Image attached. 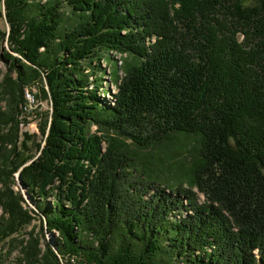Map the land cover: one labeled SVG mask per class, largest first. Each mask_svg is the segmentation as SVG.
<instances>
[{
  "label": "trees",
  "instance_id": "16d2710c",
  "mask_svg": "<svg viewBox=\"0 0 264 264\" xmlns=\"http://www.w3.org/2000/svg\"><path fill=\"white\" fill-rule=\"evenodd\" d=\"M64 1L68 27L60 0H3L0 253L37 221L19 264H264V0ZM32 85L51 104L37 143L19 131ZM175 135L188 188L159 181L171 146L145 154Z\"/></svg>",
  "mask_w": 264,
  "mask_h": 264
},
{
  "label": "rangeland",
  "instance_id": "374dc122",
  "mask_svg": "<svg viewBox=\"0 0 264 264\" xmlns=\"http://www.w3.org/2000/svg\"><path fill=\"white\" fill-rule=\"evenodd\" d=\"M41 3H44L46 0H40ZM62 1L61 10L65 15L68 17V19L65 20V25L68 27L69 24L72 23L71 19L73 17L71 16V8L66 4L64 0ZM244 5L246 6H254L257 4L259 0H241ZM4 7H3V0H0V83L4 79L6 75L11 77L13 80L16 79V74L13 70L9 72L7 63L3 60L2 55L3 53L9 52L13 56L18 57L16 54L12 53L9 48V44L7 43V36L9 27L6 22L5 16H4ZM4 35V36H2ZM243 40V37H240V41ZM113 54H111L112 56ZM111 63L106 61V58L101 62V67L105 71V75L103 76L102 85L104 89H107V92L105 95L100 91V96L102 97L105 102L109 101L111 98V94L116 92V83L114 82L112 71H113V64L116 63L118 65L121 64V61L119 60L118 55L112 56ZM124 58V56H123ZM129 62H135V60L131 57L126 58ZM119 75L121 76L122 73L119 71ZM25 103L20 106V116H19V131L20 134L22 133H28L29 135H37L36 143L42 142V137L40 133L38 132V125L43 122L44 114H50L51 113V104L49 98L46 100L43 99L41 96L38 95V89L36 85H32L30 89L25 88ZM111 93V94H110ZM26 94L29 96L27 97ZM38 95V96H33ZM5 101H0V108H6ZM95 128L92 127V131H94ZM35 140V139H34ZM193 140L188 139L181 136H173L171 138V141L169 143H165L163 146L158 147L157 149H148L145 151V154L147 157H155L160 156V154L164 155L166 154V147L171 146L170 150L167 151V154L173 155L166 157L167 161L164 164V168H162L163 174L160 175V183L164 185H176L181 184L183 187L188 188L190 186V178L185 173L186 169L189 167L188 162V153L185 151L187 148L192 147ZM165 147V148H164ZM164 158V157H163ZM160 171L157 172V174ZM16 185H13V190L20 193V195L23 196L25 200V205L28 207L31 211H35L34 209V202L30 199V197L25 193L24 189H20V185L18 183V177L16 174H14ZM162 180H164L162 182ZM193 191L196 192L195 189ZM198 194V193H197ZM198 199L200 203L203 202V196L201 194H198ZM37 212V211H35ZM36 215V214H35ZM38 215V214H37ZM0 216H1V206H0ZM40 216V214L38 215ZM36 216V218H39ZM38 222L33 221L31 225L27 226L23 231H21L18 235L11 238L14 239L13 241L7 240L4 244L1 245V258H0V264H19V248L16 243L22 241L29 240L28 234L33 230V228L36 227L35 234L38 232ZM43 237L45 243L49 244L52 248H55L56 243V234H49L45 230H43ZM256 253V252H255ZM75 264V263H70ZM173 264H181V262H175Z\"/></svg>",
  "mask_w": 264,
  "mask_h": 264
},
{
  "label": "water",
  "instance_id": "95a60500",
  "mask_svg": "<svg viewBox=\"0 0 264 264\" xmlns=\"http://www.w3.org/2000/svg\"><path fill=\"white\" fill-rule=\"evenodd\" d=\"M240 37L241 35H238L237 38H238V41H240ZM18 183L20 184V180L18 179Z\"/></svg>",
  "mask_w": 264,
  "mask_h": 264
},
{
  "label": "built area",
  "instance_id": "2783aa9c",
  "mask_svg": "<svg viewBox=\"0 0 264 264\" xmlns=\"http://www.w3.org/2000/svg\"><path fill=\"white\" fill-rule=\"evenodd\" d=\"M27 97H29L27 94H26Z\"/></svg>",
  "mask_w": 264,
  "mask_h": 264
}]
</instances>
